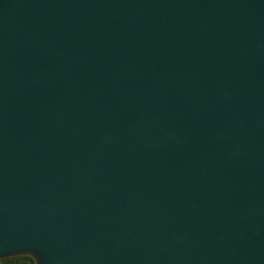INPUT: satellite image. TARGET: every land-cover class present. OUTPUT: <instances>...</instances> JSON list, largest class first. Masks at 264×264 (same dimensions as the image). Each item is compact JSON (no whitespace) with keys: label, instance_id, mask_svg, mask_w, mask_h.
<instances>
[{"label":"water","instance_id":"water-1","mask_svg":"<svg viewBox=\"0 0 264 264\" xmlns=\"http://www.w3.org/2000/svg\"><path fill=\"white\" fill-rule=\"evenodd\" d=\"M264 264V0H0V255Z\"/></svg>","mask_w":264,"mask_h":264},{"label":"rangeland","instance_id":"rangeland-1","mask_svg":"<svg viewBox=\"0 0 264 264\" xmlns=\"http://www.w3.org/2000/svg\"><path fill=\"white\" fill-rule=\"evenodd\" d=\"M17 256H28L32 259L34 264H45V260L42 257V255L36 251V250H22L18 252H12L7 254L0 255V264H5V259L11 258V257H17Z\"/></svg>","mask_w":264,"mask_h":264},{"label":"trees","instance_id":"trees-1","mask_svg":"<svg viewBox=\"0 0 264 264\" xmlns=\"http://www.w3.org/2000/svg\"><path fill=\"white\" fill-rule=\"evenodd\" d=\"M5 264H34L32 259L28 256H17L5 259Z\"/></svg>","mask_w":264,"mask_h":264}]
</instances>
